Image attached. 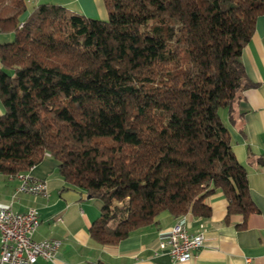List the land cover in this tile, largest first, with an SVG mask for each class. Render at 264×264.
I'll list each match as a JSON object with an SVG mask.
<instances>
[{
    "label": "trees",
    "instance_id": "obj_1",
    "mask_svg": "<svg viewBox=\"0 0 264 264\" xmlns=\"http://www.w3.org/2000/svg\"><path fill=\"white\" fill-rule=\"evenodd\" d=\"M107 19L0 0V174L45 154L101 203L88 233L116 245L163 211L223 219L256 212L223 115L252 86L243 47L264 0H102ZM190 264V263H189Z\"/></svg>",
    "mask_w": 264,
    "mask_h": 264
},
{
    "label": "crops",
    "instance_id": "obj_2",
    "mask_svg": "<svg viewBox=\"0 0 264 264\" xmlns=\"http://www.w3.org/2000/svg\"><path fill=\"white\" fill-rule=\"evenodd\" d=\"M24 1L28 9L40 3H52L87 18L107 19L102 0ZM10 40V33H0V44ZM240 60L252 86L244 90L234 104V122H229L227 114L223 115V121L229 130L234 157L246 169L255 213L246 219L234 215L224 223L227 201L222 192L217 191L205 199L211 208L208 218L191 213L173 217L163 211L152 225L139 229L118 244L101 245L88 233L101 203L66 184L58 174L57 161L45 154L42 161L25 174L46 182L47 198L22 193L13 197L19 179L0 174V206L11 204L19 212L35 208L39 226L33 238L61 241L51 262L39 259L34 264H173L166 249L159 248V243L175 224H181L189 235H203V246L194 250L190 264H264V14L257 18L254 33L243 47ZM3 113L0 101V115Z\"/></svg>",
    "mask_w": 264,
    "mask_h": 264
},
{
    "label": "built area",
    "instance_id": "obj_3",
    "mask_svg": "<svg viewBox=\"0 0 264 264\" xmlns=\"http://www.w3.org/2000/svg\"><path fill=\"white\" fill-rule=\"evenodd\" d=\"M19 184L17 193L47 198L45 181L29 177L25 173L17 174ZM60 220V219H59ZM39 226L38 212L29 207L23 212L16 211L11 204L0 206V264H34L42 259L51 262L61 246L56 238L35 240L33 238ZM202 233L189 235L181 224L172 226L167 236L159 243L160 249H166L173 264H187L194 250L203 246Z\"/></svg>",
    "mask_w": 264,
    "mask_h": 264
},
{
    "label": "bare ground",
    "instance_id": "obj_4",
    "mask_svg": "<svg viewBox=\"0 0 264 264\" xmlns=\"http://www.w3.org/2000/svg\"><path fill=\"white\" fill-rule=\"evenodd\" d=\"M190 262H188L187 264H189Z\"/></svg>",
    "mask_w": 264,
    "mask_h": 264
}]
</instances>
